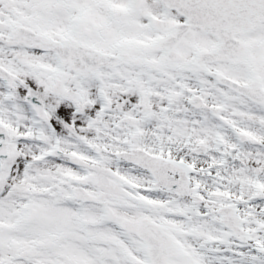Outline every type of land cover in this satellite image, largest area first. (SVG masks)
<instances>
[{"label": "snow or ice", "instance_id": "snow-or-ice-1", "mask_svg": "<svg viewBox=\"0 0 264 264\" xmlns=\"http://www.w3.org/2000/svg\"><path fill=\"white\" fill-rule=\"evenodd\" d=\"M0 264H264V0H0Z\"/></svg>", "mask_w": 264, "mask_h": 264}]
</instances>
